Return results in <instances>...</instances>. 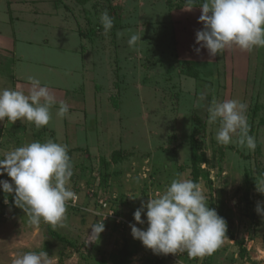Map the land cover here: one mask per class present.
Instances as JSON below:
<instances>
[{"label":"rangeland","instance_id":"obj_1","mask_svg":"<svg viewBox=\"0 0 264 264\" xmlns=\"http://www.w3.org/2000/svg\"><path fill=\"white\" fill-rule=\"evenodd\" d=\"M27 1L29 12H42L19 21L18 30L29 32L31 40L43 38L47 29L57 26L71 32L59 31L55 38L64 47H46L48 60L32 67L44 70L49 69L45 65H55L58 75L37 78L90 99L87 118L82 117L89 138L82 140L79 125H65V118L57 115L46 126L50 129L47 140L82 148L71 159L73 176L68 184L79 196L77 207L67 206L56 225L43 220L32 225L24 210L10 206L14 194L0 189V264H12L29 251L47 252L50 264H118L126 254L129 264H264V215L257 211L258 205L264 209V193L258 190V186L264 188V47L250 51L257 59L255 76L234 77L235 47L214 56L213 62L197 55V46L191 42L202 29V13L184 10L186 0H93L85 6L75 0H18L15 8L24 9ZM3 2L0 0V23L9 26ZM202 3L195 0L193 7ZM105 10L115 17L107 34L100 23ZM46 14L54 17L43 16ZM131 33L142 37L135 49L127 43ZM84 34L88 39H81ZM81 44L89 47L87 53L92 57L86 58L93 67L82 63ZM214 99H238L247 104L255 150L241 146L237 137L227 145L217 143L219 122L208 123V107ZM194 133L200 152L207 157L202 165L206 176L199 184L208 205L225 220L226 236L234 235L235 240L227 237L221 243L223 258L211 259L213 252L202 257L177 252L175 257L181 256L177 260H160L162 254L133 238L130 225L146 230V215H142L143 225L134 220L142 203L164 191L173 179L192 180ZM115 151L123 153L119 163L112 162ZM103 159L110 166H103ZM2 177L10 178L6 173ZM100 201L108 204L114 216L96 237L91 236L90 228L100 220L98 213L107 214L100 209ZM243 240L244 259L236 244Z\"/></svg>","mask_w":264,"mask_h":264},{"label":"clouds","instance_id":"obj_2","mask_svg":"<svg viewBox=\"0 0 264 264\" xmlns=\"http://www.w3.org/2000/svg\"><path fill=\"white\" fill-rule=\"evenodd\" d=\"M194 2L186 0L183 9L191 11ZM200 8L203 30L196 32V44L207 49L210 56L233 47L240 51L264 47V0H203ZM113 19L107 10L101 13L105 34L113 28ZM142 42L137 33H131L127 41L134 49ZM196 51L199 53L200 49ZM27 80L30 85L27 92L20 85L15 89H0V122L28 121L39 129L49 125L51 110L56 105L57 117L63 119L70 114L69 104L58 100L39 78L29 76ZM246 111L247 104L238 99L211 102L208 123L219 122L217 143L227 145L237 137L241 146L255 150L256 138L249 134ZM73 167L67 145L51 139L34 141L0 158V176L6 173L12 181L0 180V189L14 194L15 205L24 210L32 225H39L42 220L56 225L65 216L67 202L77 198L68 187ZM258 190L264 193V188L258 186ZM257 211L264 215L259 205ZM142 215L147 218L146 230L131 224V234L155 254L186 252L189 257H202L214 252L227 232L225 220L208 205L201 185L183 177L173 179L164 191L156 192L146 204L142 203L134 212L137 224H145ZM90 229L91 236L99 237L105 231L104 220ZM50 259L45 251H29L17 256L12 264H50Z\"/></svg>","mask_w":264,"mask_h":264},{"label":"crops","instance_id":"obj_3","mask_svg":"<svg viewBox=\"0 0 264 264\" xmlns=\"http://www.w3.org/2000/svg\"><path fill=\"white\" fill-rule=\"evenodd\" d=\"M3 1V0H1ZM2 3V2H1ZM5 5V11L6 16H8V22L7 24L9 26H4L6 23L1 24L0 23V89L3 88H9V89H15L17 85H20L21 89H23L25 92L28 91L30 85L27 80V77L29 76H35V77H55L60 73L59 69L54 65H45L49 69H34L32 65H42L45 63V60H48L49 56L46 55V47L48 46H53L56 48L64 47L63 44H60L57 42L55 36H59V31H64L71 33L70 31H67L66 29H59L60 26L49 28V31L47 29V34L43 38H40L37 40V38H29V32H21V30H18V24L21 19H25V17L31 15L32 13L37 14V15H42L41 11H30L29 12V1L24 4V9H16L18 6L17 3L18 0H5L3 2ZM23 4H20L22 6ZM14 7V8H13ZM16 7V8H15ZM191 11H195V13H202L201 8H194ZM179 13L180 11H175ZM187 12V11H186ZM48 14V13H47ZM43 15L45 17L49 18L54 17L50 15ZM57 14H59L57 12ZM59 16V15H55ZM29 18V17H28ZM1 22V20H0ZM42 23V22H41ZM39 25H48V24H39ZM15 26V30L12 31L11 29H6L8 27ZM48 26H51L50 24ZM17 28V29H16ZM203 30V26L200 27ZM89 36H86L85 34L81 36V39L86 40L88 39ZM76 38V37H75ZM192 46H197L194 47L196 50L197 48L200 49L199 53L197 54L198 56L200 55L201 57H207L204 60H209L213 62L215 59L213 56L209 55V52L207 49L202 48L200 45L196 44V38L192 40L191 42ZM81 49H79L78 54H80L82 57H80L82 63L85 64V66H90L92 65L91 63H88V59L86 58L87 56H91V53H87L89 50L88 46L81 44L80 45ZM122 48V47H120ZM236 50L234 53V59L232 62V69L234 71V77H254L255 72H256V67H257V59L252 58V53L250 51H240L238 48H235ZM92 50V49H91ZM86 52V53H85ZM250 52V53H249ZM256 52V50L254 51ZM253 52V53H254ZM51 54V53H50ZM90 54V55H88ZM31 59H35L31 60ZM32 61V62H31ZM187 61V60H186ZM191 63H203L204 61H195V60H189ZM88 63V65L86 64ZM201 63V64H202ZM30 66V68H29ZM56 67V68H54ZM90 67H93L90 66ZM89 67V68H90ZM53 68V69H50ZM48 70V71H47ZM264 75V73H263ZM94 76V75H93ZM61 77V76H60ZM97 77V76H95ZM45 82V81H44ZM43 80H41L42 85L48 86L56 95L58 100H64L66 101L70 108H69V115L65 117V125L66 123H70L72 126L73 124H78L80 131H83V139L87 142L89 136L86 134L88 132V129L84 127V124L82 122V117L87 116V101L90 99L85 96V94H77V93H71L70 91H67L62 88H58L55 86H52L48 83H44ZM89 107V106H88ZM58 109V105L54 106L53 111ZM55 117L56 114L52 113V117ZM83 117V119H85ZM87 118V117H86ZM81 123V124H80ZM58 128V127H57ZM50 131L46 126L37 129L34 124L24 121V123L20 120H17L14 124L10 123L5 119L4 122H0V158H2L3 153H6L8 150H13L16 147H21L24 146L25 144H28L30 142L36 141L38 137H41L43 140H47L48 134L47 132ZM43 132V133H42ZM10 136H8V134ZM41 134L39 136L38 134ZM45 133V137L44 134ZM52 133V132H51ZM43 135V136H42ZM55 136V135H54ZM44 137V138H43ZM30 141V142H29ZM77 139L75 140V144L77 143ZM10 145L15 146L14 148H11ZM6 150H2V149ZM82 148L77 147L75 145L68 146V154L71 159H73L74 153H78V151H81ZM76 157V156H75ZM223 241H226V238L223 239ZM221 245L211 254V259L214 257H221L223 258L225 252L220 248ZM177 256V255H176ZM181 256L175 257V254H168V255H161L160 260H170L173 261L176 258L179 259ZM176 259V260H177ZM239 260V259H238Z\"/></svg>","mask_w":264,"mask_h":264},{"label":"trees","instance_id":"obj_4","mask_svg":"<svg viewBox=\"0 0 264 264\" xmlns=\"http://www.w3.org/2000/svg\"><path fill=\"white\" fill-rule=\"evenodd\" d=\"M75 1L79 5L85 6V5L89 4L90 2H92L93 0H75ZM106 1H109V0H106ZM110 10H112V9H110ZM112 12H113V10H112ZM110 13H111V11H110ZM115 106L117 107L116 104H115ZM191 152H192V155H191L192 180L194 182L199 183L200 180L203 179L204 176H206L205 175V171L202 168V165L207 163V157H206L205 153L200 152V142H199V140L196 137V133H194V135L191 138ZM122 156H123L122 151H115L113 153V156H112V158H113L112 162L113 163H119L120 160L122 159ZM102 164H103V166L108 167V166H110L111 163L109 161H106L105 159H103L102 160ZM10 206L14 207V208H18L13 201L10 203ZM227 237L230 238L231 240H235L234 235L225 236L223 239H225ZM236 244L240 248V256H241V258L242 259L246 258L247 249L245 248V241L244 240L243 241H236ZM128 257H129V254H126L122 259H120L118 264H129ZM102 264H106V262L103 261Z\"/></svg>","mask_w":264,"mask_h":264},{"label":"built area","instance_id":"obj_5","mask_svg":"<svg viewBox=\"0 0 264 264\" xmlns=\"http://www.w3.org/2000/svg\"><path fill=\"white\" fill-rule=\"evenodd\" d=\"M0 180H8L10 183L12 182L11 181V178H6V177H2V176H0ZM76 199L75 200H70V201H68L67 202V206H73V207H77V203H78V201H79V196L78 195H76ZM99 204H100V209H104V210H106L107 211V214H104V213H98V216H99V218H100V220L101 221H103L104 220V224L108 221V219L109 218H112L113 216H114V212L112 211V210H110V208L108 207V204L107 203H105L104 201H100L99 202ZM108 213L110 214L111 213V215H108ZM113 215V216H112Z\"/></svg>","mask_w":264,"mask_h":264}]
</instances>
